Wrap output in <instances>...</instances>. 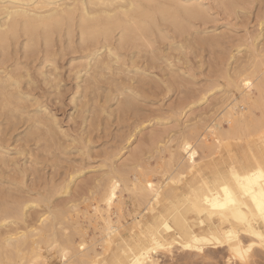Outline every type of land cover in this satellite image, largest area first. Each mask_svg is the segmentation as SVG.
Wrapping results in <instances>:
<instances>
[{"label":"rangeland","instance_id":"374dc122","mask_svg":"<svg viewBox=\"0 0 264 264\" xmlns=\"http://www.w3.org/2000/svg\"><path fill=\"white\" fill-rule=\"evenodd\" d=\"M142 1L144 2L145 0H141V2ZM152 1L154 5L148 6L147 2L146 5L143 2L142 4L144 8L154 11L153 14H156V16L154 15L156 18L154 16L150 17L151 21L154 23L153 26L146 25V27L149 28L145 30V32H135L137 36L142 35L143 38L138 39L135 34L132 35L136 37V40L138 39L137 41L133 39L134 37L130 38L134 41L129 38H127L128 41L126 42L125 40L127 39L121 41V36L119 37L120 32L118 30L112 32V35L108 37L110 40H108V38L105 39V41L108 40L107 42L103 40L102 36V38H98L97 41L91 39L87 40L86 38L85 41L79 35L81 34L79 29L77 30L79 16L78 18L76 16L72 25L67 27V24H65L63 25L64 27L62 26L63 28H59L60 30L57 29L59 33L55 30L53 34H51L50 43L48 41H46V43L44 35L41 34V36L39 33V37L34 40V42H36L32 44V47L31 43H33V41L31 43L28 41L29 37L27 38V36L23 34L22 29H19V36H13L14 38L9 36L10 38L6 41L7 43L5 42L7 45H3L4 48L2 47L3 43L0 42V75H2L0 77L8 75L11 79L10 81L8 80L9 85L7 86L8 88L6 87L5 89L6 93H1L2 95H0V158L4 156L0 159V212L1 208L4 210L5 208H9V206L12 207L18 200L19 202H23V200L29 202V205L25 209L26 212L23 220H14V218H10L9 221L6 220L7 224H5L6 222H0V240H2L5 235L11 234L12 232H10V230L12 231L13 229H16L17 232L20 233H29V231H32L33 236L30 237H32L34 241H40V246L38 244V247H41V251L45 256L44 260L47 264H72L69 260L67 261L65 258H61L56 246H49V243L40 239L41 231L45 232L47 229L46 226L50 221L54 220L60 232L66 235H75L74 238L76 241L84 238L86 239L87 245L93 243L92 245L95 246L97 252H101L103 248L100 243L102 242V235L99 231L100 220L98 223H95L91 221L90 218L94 215H99L96 206L99 205L100 195L108 180V174L106 175V172L108 173L111 168L116 165L115 167H119L118 169L122 171V174H124L123 171L126 170L127 173L124 171L125 177L132 178L134 177L133 174H138L139 176L147 172V175L146 173L144 175L150 177V173V175H153V178L152 176L151 178L154 181H159V183L161 182L160 184L165 183V177L162 174L164 169L162 168L167 164L166 162L170 154L169 151L176 148L175 145H178L181 136L185 134L189 137L190 129L192 127L196 128L198 125L200 127L196 129L201 132L200 134H207L204 133L208 130L207 126H211L214 121L220 118V114L223 113L224 110L222 109L225 107L223 106L225 105L223 104V100L228 95L226 93L227 83L224 81L226 80V71H233L234 73L235 68H239L238 65L242 64L240 65L241 67L249 60L252 61L251 58L254 56H252L251 53L257 55L256 58L258 61L264 60L262 58L264 57V55H262L264 54V28L261 30L262 27L260 22H258L264 17V15H261L264 14V0H254L255 2L250 0V3L247 2L249 0H242L247 3L242 4L243 2L241 1V4H238L239 6L236 5V3L240 2V0H237L238 2H236V0H233V2L229 0H192V2L191 0H180V5L179 3L177 4L178 7L180 6L179 10L176 9L178 8L177 5H174L176 0L175 2L174 0H168L169 2L166 0ZM156 1H158L157 5ZM186 1L189 2L188 4H190L191 7L195 6V9H193L187 5L192 10L190 11L191 14L189 12V14L187 12L183 13L184 9L181 12V8L184 7L183 5H185ZM190 2L192 4L194 3V5ZM231 2L238 7L235 8L233 4L230 8ZM162 4H165V6ZM166 5L168 7L165 9ZM198 5L202 7H198ZM154 6L155 8H153ZM162 6L164 7V9L162 8L163 10H168L170 12H164L163 15L156 12V7L159 9ZM198 8H201V10H198ZM244 10L247 13L243 12ZM193 12L196 14L195 16ZM157 13H159V15ZM166 14L167 17H165ZM3 15H1L0 18L3 19L5 16ZM150 18H147V24H150ZM150 28L151 30H149ZM147 32L149 33L147 34ZM157 33L159 34L157 35ZM26 40L30 45L26 43ZM82 40H84V42ZM240 41H243L244 44ZM96 42H99V44ZM104 42L109 43L110 47L112 45L113 52H115V54L117 53L116 55L118 56L115 54H111L110 56V53L107 52L108 49L102 48V45L105 44ZM258 44L260 45L258 46ZM100 46L101 48H99ZM218 47L220 49H218ZM94 48L98 49L99 53H97V56L94 53L91 54V52L95 50ZM256 48L259 49L257 50ZM258 51L262 54L258 53ZM152 52H155V54ZM232 54L234 57H231L233 56ZM105 56L109 58L105 59ZM97 57L99 60L101 59V61H99L101 64H103V61L106 63H104L103 69L99 67ZM152 58H155V61L151 60ZM95 62L96 64L94 65ZM107 63L109 64L107 65ZM183 64L184 66H182ZM94 66H96V68H94ZM107 69L109 70L107 71ZM113 69L115 70L113 71ZM8 73H11V75ZM174 76H176V78ZM87 78L88 81L86 82ZM167 78L169 81H167ZM106 80H108V82ZM214 82L219 84L217 85ZM120 86L123 92L118 89ZM224 87L225 89L223 91ZM192 89L195 90L192 91ZM9 91L12 93L15 92L16 96H14L15 102L13 98V103L8 105L7 100L10 97L8 98L6 94H11ZM128 92L131 93V101L129 99L130 93ZM204 92H206L207 95L205 98L206 100L201 99L205 94ZM106 93H108V95H106ZM113 93L114 95H112ZM15 94L13 93V95ZM145 94L148 95L145 96ZM191 94H193V97ZM17 95L20 97H17ZM214 95L216 96L213 97ZM106 96H108V98ZM125 97L131 102V105L128 104L130 107L125 105V107L122 106L124 104L122 101L125 102L127 99ZM223 97L224 99L222 100ZM185 98L187 100H185ZM210 99H214L215 101H211ZM177 100L179 101L177 102ZM184 102L187 104H184ZM118 103H120V106ZM219 104L221 108L219 107L217 109ZM178 105L180 106L179 108ZM183 105L184 107L182 108ZM206 107H209V109ZM176 108L177 110H174ZM164 111L166 114H164ZM199 111H201V113ZM204 113L205 116L203 117ZM157 114L160 115L158 116ZM37 119L40 120V125L36 122ZM34 121L36 122L35 124ZM202 124L207 126L204 127ZM222 124L228 127L226 122ZM162 127L164 129H162ZM198 131L195 136L198 135ZM153 135H158V137L162 136V138L159 139L161 141L158 142V137L155 136L154 138ZM193 137L191 139H196L197 136L195 138ZM170 138L172 139L170 140ZM169 141L170 143H168ZM165 145L168 150L165 148ZM161 149L164 150L162 151ZM118 194L122 195V202L125 204H123V215H126L123 217V222L128 224L134 223L137 214V212H135L137 203L135 196L127 190L118 191ZM11 199L14 202H12ZM4 204L8 207H4ZM68 211L71 213L69 214L70 220L62 222V215L65 213L68 214ZM56 213L61 216L60 218L57 214L58 220H56ZM2 217L3 216L0 217V221ZM58 221L60 223H58ZM32 232L30 233L32 234ZM2 242L3 241H0V244ZM30 247L29 243L23 247L24 254L26 255L23 254L25 256L23 260L27 262L30 261V257H27L29 251L31 253ZM211 247L213 246H206V252L200 253V255L192 254L194 257L189 255V259L188 257L185 258L187 255L184 254V251L175 248L172 253H160L158 256L159 262L154 264H184V262L185 264H203V262L204 264H243L242 261L235 257L232 258L233 262L232 260L228 261L227 259L230 252L223 247V245L213 248V250L210 249ZM260 249V254L255 251L256 249L254 253H251L253 257H250V259L253 262V259H255V261L258 260L253 264H264V249H262V251ZM209 250L215 252L210 253L208 252ZM255 252H257L258 255H256ZM210 254L213 257H211ZM190 257L193 260L190 259ZM201 258L205 259L202 260ZM183 260L184 262H182ZM31 263L40 264L38 261H31Z\"/></svg>","mask_w":264,"mask_h":264},{"label":"bare ground","instance_id":"6f19581e","mask_svg":"<svg viewBox=\"0 0 264 264\" xmlns=\"http://www.w3.org/2000/svg\"><path fill=\"white\" fill-rule=\"evenodd\" d=\"M166 1L169 2L168 0H166ZM170 1H173V0H170ZM179 1L180 0H178V1L176 0V2H175V0H174V2H175L174 5H177L178 3L180 5ZM229 1L233 2V0H229ZM241 1L242 0H240V2H238L236 0V2H238V3H236V5H238L239 3L241 4ZM142 2H141V0H0V16L3 14L5 15V16L3 15L4 16L3 19L0 18V42L3 43L2 47L4 48V46L7 45L6 41L10 38L9 36L16 37L19 34V29H22L23 34L26 35L27 38L29 37L28 41L30 43L33 41V43H31V45L36 42V41L34 42V40H36L39 37V33H40V35L41 34L44 35V40L46 39L45 42L48 41L50 43L49 40L51 39V37H50L51 34H53V32L55 30L61 28L65 24H67V27L69 25H72V23H74V21L76 19V16H77V18L79 16L77 30L79 29V31L81 33L79 35L81 36L82 39L85 40V38H86L87 40L91 39V40L97 41L98 38L103 37V40L105 41L106 38H108L109 36L112 35L113 31L116 32V30H118L120 32L119 37L121 36L120 37L121 41H124L127 38H129V39L133 38L134 37V36H132L133 34H135L137 36V34H136L137 32L140 33V32H145V30H148L149 27L147 28L146 25H152L153 26L154 22L151 21L150 17L154 16V15L156 16V14H153L154 11L148 10V8L147 9L144 8ZM146 2L148 3L147 4L148 6L153 4L152 0H148V1L145 0L143 3H145V5H146ZM191 2H192V0H191ZM232 2L230 5V8L234 4ZM242 2H243L242 4L247 3V2L250 3V0L247 2H244V1H242ZM171 3H173V2H171ZM186 3H185L186 6L183 5L184 7L181 8V12L184 9L183 13H186V12L190 13V11H192L191 8L195 9L194 8L195 6L191 7V5L188 4L189 2H187V1H186ZM157 4H158V1H156V5ZM222 4H223V2H222ZM162 5L165 6V4H162ZM187 5H189L191 8ZM192 5H194V3ZM236 5H235V8L239 6V5L238 6H236ZM160 6H161V4H160ZM163 6L159 9H158V7H156V12L161 13V15H163L164 12L166 13L168 10L167 11L163 10L164 9ZM200 6L198 5V7H200ZM150 7H152V6H150ZM167 7L168 6L166 5L165 9ZM177 7H178V5H177ZM179 7L176 9L179 10ZM153 8H155V6ZM168 9H170V8H168ZM243 9H246V8H243ZM198 10H201V8L200 9L198 8ZM150 11L152 12L153 15L151 14ZM168 12H170V11H168ZM195 12H196V10H195ZM200 12H202V11H200ZM243 12H246V11L244 10ZM77 13H78V15H77ZM159 13H157V14L159 15ZM176 13H177V11H176ZM193 15L195 16L196 14H194V12H193ZM261 15H264V14H261ZM165 17H167V14ZM147 18H150V24L149 23L147 24V21H146ZM258 22H260V25L262 27L261 30H263V28H264V17H263V19H261V21H258ZM237 25H239V24H237ZM242 25H243V22H242ZM179 26H181V25H179ZM192 27H193V25H192ZM69 29H70V27H69ZM39 30H40V32H39ZM59 30H57V32ZM149 30H151V28ZM248 31H249V29H248ZM20 32H21V30H20ZM148 33L149 32H147V34ZM159 33H157V35ZM113 35H114V33H113ZM137 37H138V39L143 38L142 35L137 36ZM135 38L136 37H134L133 39H135ZM133 39H130V40H133ZM144 39H146V38H144ZM244 39H246V38H244ZM84 40H82V41L84 42ZM108 40H110V39L108 38ZM108 40H106L105 42H107ZM28 41L26 43H28ZM126 41H128V39L125 40V42ZM243 41H240V42H242L244 44ZM99 42H96V43L99 44ZM233 42H229V43H233ZM237 42H239V41H237ZM262 43H263V41H262ZM4 44H6V45H4ZM224 44H226V43H224ZM224 44H223V46H224ZM28 45H30V44L28 43ZM259 45L260 44H258V46ZM191 46H193V45H191ZM214 46H216V45H214ZM32 47H33V45H32ZM94 47H96V46H94ZM129 47H130V45H129ZM96 48H94L95 50L93 52H91V54L94 53L97 56V53H99V52H98V49H96ZM99 48H101V46ZM102 48L108 49V51L107 50L106 51L110 53V56H111V54L112 55L115 54V52H113L112 45L110 47L109 43L103 44ZM218 49H220V48L218 47ZM223 49H222V51H223ZM238 49H239V47H238ZM256 49L258 50L259 48H256ZM99 50H101V49H99ZM158 50H160V49H158ZM207 51H208V49H207ZM235 52H237V51H235ZM152 53L155 54V52H152ZM258 53H261V52L258 51ZM217 54H218V52H217ZM220 54H222V53H220ZM242 54H243V52H242ZM251 54H252V56H254L253 58H251L252 61L249 60L247 63L243 64V66H241V67H240V65H242V64L238 65L239 68L236 67L234 73H233V71H231V72L228 70L226 71V74H225L226 80H224V81H226L225 83H227V87L226 86L225 87H226V93L228 95L226 96L225 99H224V97L222 98V100L224 99L223 104H225V105H223L225 107L224 108L222 107L223 108L222 110H224V111H223V113L220 112L221 113L220 114L221 116L219 115L220 118L218 116L219 119L214 121L211 126L210 125L207 126V125L202 124V126L208 127L207 132H204L207 134H200L201 132L196 129V128L200 127L199 125L196 128L192 127L190 129V135L192 134L194 136L193 137L191 135V138L192 137L195 138L197 136L196 139H191L190 135L188 137L187 135L183 134L181 136V139L179 140L178 145H175L176 148L173 147L174 150L169 151L170 154L168 156L169 159L166 162L167 164L162 168V169H164L162 174L165 177V183L160 184L161 182L159 183V181L158 182L154 181L152 179L153 175H150V173H149L150 177L146 176L147 172H144V174L146 173V175H144L142 173L139 176H138V174L137 175L133 174L134 177H132V178L131 177H125L126 175H124V174H125L126 170H124L125 172L123 171L124 174H122V171H120L118 169L119 167L118 168L115 167L116 165L113 166L108 173L106 172V175L108 174V180H107V183H106V185H105V187H104V189L100 195L99 205L96 206V210H97L99 215L98 216L94 215L90 218L91 221H94L95 223H98L99 220L101 222V223L99 222V231H100V234L102 235L101 236L102 242H100V243H101V246L103 248V250L101 252H97V250L95 249V246L92 245L93 243L91 245H87L86 239H84V238H82L79 241H76V239L74 238L75 235L74 236H73V234L66 235V234L60 232L59 228L57 227L56 222L54 220L50 221V223L46 226L47 229L45 232L41 231L40 239L45 240V242L49 243L48 244L49 246H53V245L56 246L58 248L59 254L61 255V258H65L67 261L69 260L72 264H154V263L159 262L158 256L160 253L161 254L172 253V252H174L173 249L177 248V249H180L181 251H184V254L187 255V256H185V258L188 257V259H189V255L194 257V255H197V254L200 255V253H205L206 252L205 247L209 246V245L213 246L210 248L212 250H213V248H216V247H219L220 245L221 246L223 245V247H225L230 252L227 260L228 261L232 260V262H233L232 258H234V257L238 258L236 256V254L234 253L233 249L242 247L243 249H247L245 259H244V261H242L243 264H253L254 262H257L258 260L255 261V259H253L254 260V262H253L250 259V257H253V256H251V253L252 252L254 253L255 249H256L255 251H257L258 253H259L260 248L264 249V241H262L260 239V236L264 235V218L260 217L259 210L257 209V206H256V201H259L261 199V196L264 195V179H261L259 177V175H254V173H258L261 170L262 166H264V60L258 61V59L256 58L257 55H253V53H251ZM262 55H264V54H262ZM116 56H118V55H116ZM150 56H151V54H150ZM247 56H248V54H247ZM221 57H222V55H221ZM231 57H234V55ZM93 58H95V57H93ZM106 58L107 57L105 56V59ZM262 58L264 59V57H262ZM154 59L155 58H152L151 60H154ZM217 59H218V57H217ZM246 59H247V57H246ZM97 60L96 61L99 63V67H101V69H103L102 67H103L105 62L103 61V64H101L99 62V61H101V59L99 60L98 57H97ZM156 60H157V57H156ZM157 62H156V64H157ZM223 63H224V61H223ZM95 64H96V62L94 63V65ZM108 64L109 63H107V65ZM110 64H112V63H110ZM122 64H123V62H122ZM100 65H102V66H100ZM199 65H201V64H199ZM209 65H210V62H209ZM234 65H235V63H234ZM171 66H169V67H171ZM182 66H184V64ZM122 67H123V65H122ZM152 67H150V68H152ZM94 68H96V66H94ZM150 68H148V69H150ZM161 68H162V66H161ZM210 68H211V66H210ZM166 69H168V68H166ZM221 69H224V68H221ZM18 70H19V68H18ZM108 70L109 69H107V71ZM114 70L115 69H113V71ZM139 70H142V69H139ZM218 73H217V75H218ZM8 74L11 75V73H8ZM13 74H15V73H13ZM164 74H165V72H164ZM220 75H222V74H220ZM0 76H2V75H0ZM77 76H78V74H77ZM176 76H174V77L176 78ZM9 77L10 76H8V75L5 77H0V95L6 93L5 89L9 85L8 80L9 81L11 80ZM222 78H223V76H222ZM128 79H130V78H128ZM132 79H133V77H132ZM6 80H7V82H6ZM87 81H88V78H87L86 82ZM106 81L108 82V80H106ZM111 81H113V80H111ZM139 81H141V80H139ZM167 81H169V79ZM89 82H91V81H89ZM126 82H129V81H126ZM149 83H151V82H149ZM214 83H216V82H214ZM91 84H89V85H91ZM116 84H117V82H116ZM216 84L218 85L219 83H216ZM147 85H148V83H147ZM217 85H215V86H217ZM225 87L223 88V91H224ZM118 89L121 90V86ZM135 89H137V88H135ZM182 89H183V86H182ZM194 90L195 89H192V91H194ZM205 90H207V89H205ZM208 91H209V89H208ZM223 91H222V93H223ZM10 92L11 91H9V93ZM13 93L15 94V92H13ZM13 93L11 92V94H6V96L8 98L10 97L7 100L8 105L13 103V98H14V96H16V94L13 95ZM108 93H110V92H108ZM108 93H106V95H108ZM118 93H120V92H118ZM128 93H130V92H128ZM204 93L205 94L201 97V99L206 98V96H207L206 92H204ZM219 93H221V92H219ZM112 95H114V93ZM147 95L145 94V96H147ZM192 95L193 94H191V96ZM129 96H127V97H129V99L131 101V99H132L131 93ZM215 96L216 95H214L213 97H215ZM17 97H20V96L17 95ZM106 97L108 98V96H106ZM127 97H125V98H127ZM183 97H185V96H183ZM3 99H4V97H3ZM127 99L125 100V102L122 101L124 103L122 106L131 105V102L129 101V99L128 100ZM133 99H135V98H133ZM185 100H187V99L185 98ZM191 100H192V98H191ZM0 101H1V99H0ZM101 101H103V100H101ZM178 101L179 100H177V102ZM211 101H215V100L213 99ZM217 101H218V99H217ZM14 102H15V98H14ZM136 102H134V103H136ZM185 103L186 102H184V104ZM16 104H17V102H16ZM107 104H108V102H107ZM119 104L120 103H118V105ZM180 105H182V104H180ZM193 105H194V103H193ZM207 105H209V104H207ZM215 105H216V102H215ZM104 106H105V104H104ZM122 106H121V108H122ZM10 107H11V105H10ZM179 107L180 106L178 105V108ZM183 107H184V105L182 106V108ZM219 107H220V104L217 107V109ZM189 108H190V106H189ZM207 109H209V107ZM217 109H216V111H217ZM174 110H177V108ZM196 111H197V109H196ZM199 112L201 113V111H199ZM19 113H21V112H19ZM164 114H166V112ZM211 114H212V112H211ZM8 116H10V115H8ZM204 116H205V113H204L203 117ZM187 118H188V116H187ZM40 120L37 119V121H36V122H38L39 125H40ZM41 121H43V120H41ZM36 122L34 121V124ZM198 122H197V124H198ZM223 122L224 123L226 122L228 124V127L223 126V124H222ZM184 123H187V122H184ZM174 124H175V122H174ZM187 124H189V123H187ZM139 125H140V123H139ZM136 127H138V126H136ZM204 127H203V129H204ZM162 129H164V128L162 127ZM199 129H201V128H199ZM196 130L199 133H198V135L195 136V134H197ZM56 131H57V129H56ZM122 131H123V129H122ZM146 134H148V133H146ZM157 134H160V133H157ZM141 135H143V134H141ZM173 135H174V133H173ZM155 136L158 137V135H155ZM155 136L153 135L154 138H155ZM177 137H179V136H177ZM144 138H145V136H144ZM160 138H162V136L157 138L158 142L161 141V140H159ZM172 138H170V140ZM165 143H167V142H165ZM168 143H170V141ZM166 145H165V148L167 147ZM157 150H159V149H157ZM133 152H135V151H133ZM2 157H4V156H1V158ZM124 162H127V161H124ZM156 170H157V168H156ZM233 173H235V176L233 175ZM151 176H152V178H151ZM156 179H157V177H156ZM101 186H102V184H101ZM225 187H227L229 192L232 194V200H234L235 203H229L226 201V196H225V192H224ZM121 190L122 191L127 190V191L131 192L137 200L136 209H135V212H137L136 217H135L136 219H134V223H132V224H128V223L123 222V217L126 214L123 215V210H124L123 204L124 203L122 202V198H121L122 195L118 194V191H121ZM253 197H255V200L253 199ZM3 200H5V199H3ZM12 202H14V201L12 200ZM14 204H13L14 206H12V204H11L12 207L9 206V208H5L4 210H3V208H1L0 217L1 216H3V217H2L0 222H2V223L6 222L5 224H7L6 220L9 221L10 218H14V220H19V219L23 220L24 219L25 212H26L25 209L29 205V202H26L25 200H23V202L22 201L19 202V200H18ZM5 206L8 207L6 204H4V207ZM58 208H61V207H58ZM2 210H3V212H2ZM130 213H132V212H130ZM57 214L58 213H56V215H55L56 220H58ZM69 214H71V213L69 212L68 214L67 213L63 214L62 215L63 218H61L60 214H58V215L61 219H63L62 220V222H63V221H69L70 220ZM71 218H72V216H71ZM58 223H60V222L58 221ZM14 230L16 231V234H15ZM13 231H14V234H13ZM27 231H28V229H27ZM6 232H9V231H6ZM10 232H12V233L9 235H5L3 237V239L0 240V241H3L0 244V264H30L31 261H38L40 264L41 263L47 264V262L44 260L45 256H44L43 252L41 251V247H38V244L40 246V243H39L40 241H38V240L34 241L32 239V237H30V236H33L32 231H29V233L28 232L20 233V232H17L16 229H13L12 231L10 230ZM30 232H32V234ZM64 232H65V230H64ZM229 232H231L233 234V239L231 241H229V239L227 237V233H229ZM45 242H44V244H45ZM27 243H29V246H31L30 247L31 253L29 251V255L27 254V257L28 256L30 257V261H28V262L23 260V259H25V256H26L24 254L23 247ZM25 249H27V248H25ZM262 249H260V250L262 251ZM212 250H209L208 252H210V253L215 252ZM22 251H23V253H22ZM217 252H218V250H217ZM257 252H255L256 255H258ZM192 254H194V255H192ZM211 257H213V256L211 255ZM190 259H192V258L190 257ZM203 259H205V258H203ZM227 260H225V261H227ZM182 262H184V260ZM184 264H185V262H184ZM203 264H204V262H203Z\"/></svg>","mask_w":264,"mask_h":264},{"label":"snow or ice","instance_id":"6c2138e0","mask_svg":"<svg viewBox=\"0 0 264 264\" xmlns=\"http://www.w3.org/2000/svg\"><path fill=\"white\" fill-rule=\"evenodd\" d=\"M233 175L235 176V173H233ZM254 175H259L261 179H264V166H262L261 170L258 173H254ZM224 192L226 196V201L229 203H235V201L232 200V194L229 192L227 187H225ZM253 199L255 200V197H253ZM256 206L257 209L259 210L260 217L264 218V195L261 196V199L259 201H256ZM227 237L229 241H231L233 239V234L229 232L227 233ZM260 239L264 241V235H261ZM233 251L240 261H244L247 249H243L241 247V248H235L233 249Z\"/></svg>","mask_w":264,"mask_h":264}]
</instances>
